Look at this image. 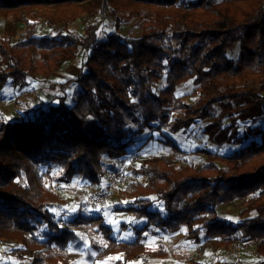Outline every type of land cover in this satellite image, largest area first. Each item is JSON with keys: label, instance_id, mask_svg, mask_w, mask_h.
Instances as JSON below:
<instances>
[{"label": "trees", "instance_id": "obj_1", "mask_svg": "<svg viewBox=\"0 0 264 264\" xmlns=\"http://www.w3.org/2000/svg\"><path fill=\"white\" fill-rule=\"evenodd\" d=\"M128 24L137 35L121 33ZM0 26V93L79 69L59 84L74 85L72 102L0 120V264L8 251L13 264H75L71 243L91 234L103 260L130 264L166 255L148 237L181 231L202 251L240 242L264 264V0H0ZM187 84L191 100L177 95ZM147 130L177 155L174 135L207 143L201 160L156 153L130 169L115 210L133 214L135 239L117 241L101 214L63 222L59 189L100 185ZM235 202L237 222L219 213Z\"/></svg>", "mask_w": 264, "mask_h": 264}, {"label": "rangeland", "instance_id": "obj_2", "mask_svg": "<svg viewBox=\"0 0 264 264\" xmlns=\"http://www.w3.org/2000/svg\"><path fill=\"white\" fill-rule=\"evenodd\" d=\"M86 24V20H81L71 28L78 33H83ZM107 24H109V21ZM109 26L110 24L104 27L105 33L112 31ZM60 28L61 25H58L55 27L54 31H58ZM1 31L2 29L0 26V33ZM23 32L24 29L21 27L20 34H23ZM129 32H131L130 35H137L138 29L135 27L131 28L129 24L121 29L123 35ZM52 33L53 31L45 26H41L38 31V35H50ZM237 51L238 49L236 48L235 51L231 53V56L236 57ZM77 69L78 61H74L66 65L59 74H54L49 82H30L23 89L13 88L8 85V87H5L2 93H0V120H17L26 115L27 111L38 107L40 104L45 105L48 101L52 100L55 95L65 93L67 94L68 101L72 102L74 85L69 82L59 88V84L65 81H72L75 78ZM192 92L193 86L187 84L179 87L177 95H187L188 100H191L193 97ZM261 124L264 125V119ZM161 138V135L156 131L147 130L142 136L141 141L129 149L120 167V169L126 171L129 179H131L130 169L136 167L137 162L141 158L156 153H170L174 158L187 157L191 161L194 159V156H196L194 160H201L200 156L203 155L200 153V150L207 143V140L196 132L189 131L185 134L174 135V140L185 153H179V155H177L169 146H166L160 141ZM221 151L226 152L227 149H221ZM103 182L104 184L107 183L106 175L103 178ZM86 186V182L74 180L69 185L62 186L59 189L58 193L61 201L54 205V212L57 216L66 223L74 217L71 213L72 210L77 213V215L85 216H93L101 213L106 223L113 228V237L117 241L133 240V227L137 225L138 222L135 220L133 214L115 210V208L124 205L125 198L122 193L123 186L118 189L116 195L109 200L105 207L96 209L89 208L85 204L87 196ZM95 186L102 187L103 184L101 183ZM239 209L238 202H235L231 206L224 205L220 207L219 213L221 216L233 222H237L240 220ZM90 238H93L96 242L100 240L98 236L91 234L87 238H82L77 243H75L76 241L73 242L74 244L71 243L70 247L72 250L80 254V258L75 264H112L113 261L116 260V257L107 256L103 260L99 256L98 250L91 246ZM236 244L241 246V253L238 256L235 254L236 251L234 247ZM147 245L149 247L163 249L166 255L150 259H138L130 264H254L258 259L252 248L244 249L242 248L243 244L240 242L228 248L208 247L205 251H202L201 247L203 246L187 242L184 239V233L182 231L174 235L148 237ZM5 252L6 249L1 250L2 255H4ZM6 255L4 264H13L14 261L9 251L6 252Z\"/></svg>", "mask_w": 264, "mask_h": 264}, {"label": "built area", "instance_id": "obj_3", "mask_svg": "<svg viewBox=\"0 0 264 264\" xmlns=\"http://www.w3.org/2000/svg\"><path fill=\"white\" fill-rule=\"evenodd\" d=\"M107 183L102 187H96L92 183L86 182L87 196L85 204L89 208H103L109 200L116 195L118 189L124 186L128 180V174L124 169L110 170L106 173ZM235 254L238 256L241 253V246L235 245Z\"/></svg>", "mask_w": 264, "mask_h": 264}, {"label": "crops", "instance_id": "obj_4", "mask_svg": "<svg viewBox=\"0 0 264 264\" xmlns=\"http://www.w3.org/2000/svg\"><path fill=\"white\" fill-rule=\"evenodd\" d=\"M75 68V67H74ZM76 75H75V77L77 76V74H78V72H79V69H77L76 70ZM55 74H59V73H55ZM54 75V74H53ZM55 76H57V75H55ZM6 87H8V86H6ZM102 184L104 185V182L102 181ZM71 213H72V216H74V215H77V213H75L73 210L71 211ZM101 214V213H100ZM62 215V214H61ZM67 215V214H66ZM102 215V214H101ZM68 216V215H67ZM141 223V222H140ZM139 223V224H140ZM162 236V235H161ZM151 237H159V236H151ZM133 239H134V237H133ZM257 262V261H256ZM255 264V263H254Z\"/></svg>", "mask_w": 264, "mask_h": 264}]
</instances>
